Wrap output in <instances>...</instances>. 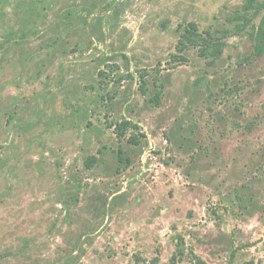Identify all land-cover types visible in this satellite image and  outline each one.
I'll return each mask as SVG.
<instances>
[{
    "label": "rangeland",
    "instance_id": "rangeland-1",
    "mask_svg": "<svg viewBox=\"0 0 264 264\" xmlns=\"http://www.w3.org/2000/svg\"><path fill=\"white\" fill-rule=\"evenodd\" d=\"M245 1L0 0V264H264V10L179 45Z\"/></svg>",
    "mask_w": 264,
    "mask_h": 264
},
{
    "label": "trees",
    "instance_id": "trees-1",
    "mask_svg": "<svg viewBox=\"0 0 264 264\" xmlns=\"http://www.w3.org/2000/svg\"><path fill=\"white\" fill-rule=\"evenodd\" d=\"M263 10L264 0L262 2L257 0H246L240 10L233 12L232 15L227 18V23L233 25L232 32H200L195 24H186L185 26L179 25L178 30H181L179 45H181L182 48H185L184 43L190 44L198 50V55L201 58L212 62L216 61L222 54L227 37L234 32H241L245 30ZM259 28L260 33L258 34V42L254 47V54L258 56L264 54V14L261 17ZM122 134L123 133H119L118 136ZM93 164H95V158L90 160V164L88 166ZM184 246V239L182 237H178L176 241V251L171 256L170 264H177L181 261L184 256L182 250ZM192 257L197 260L198 264H206L194 253H192ZM189 264L194 263L189 262ZM245 264L253 263L248 262Z\"/></svg>",
    "mask_w": 264,
    "mask_h": 264
}]
</instances>
